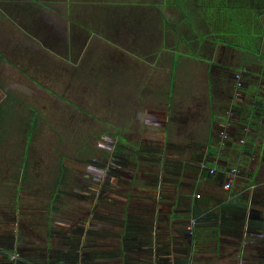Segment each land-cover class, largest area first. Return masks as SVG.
I'll use <instances>...</instances> for the list:
<instances>
[{"label": "crops", "instance_id": "1", "mask_svg": "<svg viewBox=\"0 0 264 264\" xmlns=\"http://www.w3.org/2000/svg\"><path fill=\"white\" fill-rule=\"evenodd\" d=\"M184 7H191V16ZM255 22L253 31L251 27L248 30V26ZM239 26L245 28L246 33L237 31ZM208 35L214 40L225 36L253 38L258 53L231 50L240 61L233 60L238 64L234 66L237 70H233L227 55L223 56L222 52L219 61L202 57L190 59L183 52H174L175 39L181 38L186 43L187 36ZM158 36L162 41H154ZM208 42L214 45L217 53L216 43ZM127 43L141 50L155 45L158 47L155 52L160 49L169 53L165 57L157 53L164 59L161 70L170 74L167 88L159 91L152 87L149 90L158 102L167 103L165 106L157 105L156 110L145 112L142 102L146 96L139 94L135 99V93L125 87L132 79L131 71L126 69L124 49ZM205 44L199 49H206ZM185 52H189L188 48ZM263 53L264 0H0V154L5 152V159L0 155V173H4L0 179L3 182L25 181L30 173L28 166L45 163L43 156L37 160L31 154V148L39 149L42 145L37 146L34 142V134L45 130L57 135L58 131L46 120L42 110L51 102L53 109H57L58 100L67 101L68 106L86 120L103 127L100 129L103 135L99 137L103 155L111 153L112 156L116 149L119 156L122 155L110 163L123 170L126 176L122 181L129 182L127 192L121 193L127 209L134 214L137 209L138 216L145 209L151 210L148 212L150 216L154 215L150 224L138 225L133 233H127L124 224L118 252L124 242H134L126 264H241L240 261H249L244 255L255 248L246 237L264 236L261 224H264V180L258 181L264 161L258 160L253 165L255 157L252 153H243V159L248 163L241 167L244 171L240 181L232 191H225L222 180L228 169L220 166L223 160L228 163L232 157L230 149L221 147V141L226 133L228 143L240 144L242 138H248L249 131L245 126L256 133L247 125L248 119L252 125L263 127L264 118L253 121L255 112L252 115L247 108L242 111L233 109L234 101H244L247 95L251 96L247 88L250 81L246 82L251 78L250 65L264 64ZM176 54H179L178 59ZM184 62L201 66L205 92L179 96L175 68ZM232 71L243 75L245 92L242 90L240 95ZM60 87H64V91ZM16 88L17 94L14 93ZM57 89L64 93L63 97L58 96ZM44 95L50 99L44 100L45 105L39 104L41 101L37 99H44ZM184 96L185 101H181L184 102L183 110L181 106L175 109V102L178 103L181 97L184 100ZM17 97L26 110L28 124L24 130L26 140L22 141V168L15 175L9 167L13 166L15 158L7 156L6 149L14 145L11 134L16 125L10 118L15 115L13 105L19 102ZM72 101H92L94 104L100 101V104L83 109ZM194 101L200 111V116L196 117L205 124L203 132L200 131L201 138L192 146L196 150L191 153L192 159L186 161L183 156L188 147L184 143L174 145L168 134L175 129L174 125L188 128L192 125L195 116L190 110ZM31 103L37 107H32ZM3 112H7L5 116ZM155 128L164 131L166 136H143L147 131L153 133ZM115 134L122 138H116ZM258 138L253 134L251 139L255 143L252 147L257 143L259 149L264 150V141L260 142ZM53 140L52 147L57 148V137L54 136ZM47 146L43 143V148ZM165 148L181 156L173 158L170 154L169 159L163 158L161 153L166 151ZM77 163L81 164V161L77 160ZM147 166H150L149 171H145ZM154 166L162 170L156 168L157 174L151 178L150 171L155 170ZM211 168H218L219 172L211 175ZM64 175L59 174L60 178ZM155 182L156 188H163L166 192L152 191L148 186ZM152 202L160 214L151 209ZM164 213L166 219L161 220ZM190 219L197 222L194 237L189 236L184 226ZM3 227L0 226V258L5 262L12 260V264H28L24 255L21 256L23 250L17 237ZM243 244H246L245 248H241ZM93 254L91 260L82 255L65 258L70 264H109L106 258H102L104 254ZM53 259L49 257V260ZM60 260L64 264V258L59 257ZM110 260L125 264L121 255Z\"/></svg>", "mask_w": 264, "mask_h": 264}, {"label": "rangeland", "instance_id": "2", "mask_svg": "<svg viewBox=\"0 0 264 264\" xmlns=\"http://www.w3.org/2000/svg\"><path fill=\"white\" fill-rule=\"evenodd\" d=\"M184 8L186 11L189 12L191 16V7H189V9H187L186 7ZM147 23H149V20ZM255 25L256 22L251 23V25L248 26V30L251 27L253 31ZM237 31H243V33H246L245 28L241 26L238 27ZM186 39V43L181 38H179L178 40L175 39L174 46L176 47L174 52H183L185 56H188L190 59H193L194 57L195 59H200L202 57L211 60L215 58L218 61L221 60L220 58L222 54L223 56L227 55V61L229 62L231 67H233V70H237V68H234V66L238 65L234 63L233 60H239L236 58V56H234L231 50L243 51L246 53H249L250 51H255L256 53H258V48L256 47V44H254L255 41L253 38L225 36L220 37L219 39L216 38L214 40L212 37H210V35H208L200 36L198 38H196L195 36H187ZM154 41H162V37L158 36ZM208 41H213L214 43H216V45L218 46L217 53L214 45L210 44ZM166 43L169 45L168 40L166 41ZM203 43H206L205 46L207 48L199 49V46ZM156 47L157 46L154 45L150 49L147 48V50H141L137 46L127 43L126 49H124L126 52V62L128 64L126 69H129V71H131L132 73V79H130L126 83L125 87L130 88L133 94L135 93V99L139 94L146 96V98L142 102L145 112L150 110L153 111V109L156 110L157 105L159 107H162L167 104H162L158 102L155 96H151L149 94V90L152 87L160 91L162 90V88H167V84L169 83L170 74L167 73L165 69L161 70V68H164V59L162 60L161 56L157 54L159 53L165 57L169 56V53L160 49H157L159 52H155ZM186 48H188L189 50V52L187 53L185 52ZM226 48L230 49L228 53V49ZM165 52L167 54H165ZM175 58L178 59L179 54H176ZM160 61L163 64H161ZM186 64L187 62L180 63L179 65H176L175 68L176 74L174 78L175 85L177 86V93L179 92V96H181V94L190 95L197 92H205V90L203 89L204 86L202 88L203 74L200 70L201 66L199 67L196 64L192 63L187 64V67ZM208 64L214 65V63L210 62H208ZM168 65L169 64H167L166 67ZM263 65V63L257 65L251 64V69L256 70L258 73L255 74L256 71L252 72V70L249 69L251 71V78L246 81L247 83L250 81L247 84V88H251L253 92L255 91V93L251 91L252 94H257V96L259 97L260 111H256L255 114L252 113V115L254 114L253 121H256V116H259L260 112L263 114L262 118H264ZM231 75H233L236 79H239V76H241L239 80L243 79L242 73H240L239 75L238 73L232 71ZM234 81L236 80L233 79V82ZM239 88H241V90H239L238 95H240V92L245 89L244 83L242 87ZM256 88L257 90L260 89V91L258 90V92H256ZM60 89L64 91V87H60ZM16 91L17 88L14 89V93L17 94L19 91ZM62 91L57 89V93H59L58 96H64V93ZM44 96V99H37L39 100V102L41 101L39 104L45 105L46 102L44 100L50 99L48 95ZM242 98L244 97L242 96ZM16 99H18L19 102H16L13 105L15 108V115L10 118L12 119L14 126L16 125L14 128L15 132L11 134L12 142L14 143V145L6 149L7 156L15 158L13 166H9L10 169H13L15 175L20 172L22 168V165L20 164L21 153L24 149L22 144L26 140V133L24 132V130H26V123L28 124L26 118V110L20 104L21 99L18 97ZM181 101H185V96L184 100H182L181 97L178 103L175 102V109H180L179 107L181 106V109L183 110L182 104L184 102L181 103ZM72 102L77 103L78 107L83 109L97 107V105L100 104V101H98V104H94L92 101L88 103L76 101ZM242 102L251 104L250 96L247 95L245 97V100ZM52 104L53 103L51 102L49 107H44L45 110H42V113L44 116H46V120L48 119L49 123L53 124V127L55 126L58 131V134L56 135L53 132H46L45 130H42L40 133L35 132L34 142L37 143V146L39 144L42 145L41 147H38L39 149L31 148V154L34 157H37V160L40 158L39 156H43L44 160L46 159L44 161L45 163H43V165L37 163L28 166L30 173L27 174V179L25 181L21 180V182L19 180L14 182H3L4 180L0 179V226H4L3 228L6 231H12L13 237H17L19 246H21V249L23 250V254L21 253V255H24L23 257L26 259L28 264H49V262L52 261L49 260L50 256H55L57 258V256L53 254L54 252H62L63 254H66L63 255V257L68 258H75L74 256L76 255L74 254V252L80 255H87L88 253L93 252H108L105 253L102 258H106L109 264H122L116 262V260H110L117 258L118 255H121L123 257L125 264L129 263L128 253L129 249L134 246V242L130 244L128 242H124L121 246V251L118 252V246L120 245L121 233L123 231L124 224L126 221H128L129 223L133 222L132 216L127 215V211H130V213L132 211L125 208L126 206L124 204L126 202L122 201L123 198L120 199L118 196L113 195L111 192V195H109L108 198L110 202H117V204H111L110 202L104 203V200H101L98 197V195H100L102 185L97 186L94 184L93 187L95 189V192L92 194L94 196L93 202H90L89 199H85L83 197L78 198L79 196H73L74 193L79 192V190L81 189L80 183L83 182L81 177L83 176L84 172L88 170L86 169L84 164L82 165L77 163V160H84L86 163V158H102L104 156L103 151L99 147V140H101V138L99 137L103 135V133L101 132L103 127L94 124L95 121H93L92 124V121L90 119L86 120V117L76 112V109H73L72 107L68 106L70 105V103H68L67 101H64L63 103L62 101L58 100L57 109H53L54 105ZM31 106L37 107V104L31 103ZM192 106L193 109L190 110V113L191 115L195 116L191 121L192 125H190L189 128L186 126H184V128L179 126L177 127L176 125H174L173 129H175L172 131V133L168 134V139L172 141L174 145H181L184 143V145L188 147V152L185 156H183L186 161L192 159L191 153H194L196 151L195 148H193L192 146L198 142L200 137V131L203 132L205 124H203L201 118L199 119L198 117H196V115L200 116V111L197 108L198 106H196L195 101ZM6 113L7 112H3L2 115L5 116ZM18 124L22 126L19 127L17 126ZM41 128L42 125L40 126V129ZM246 129L247 132L249 131L250 133V135L248 133L249 139H251L253 134H255L256 136L259 135L258 139L260 142L264 141V132H262L264 130V123L263 127L260 128L261 132H259L258 134H256L255 132H250V128L246 127ZM252 131H254V129H252ZM153 133L147 131L146 133H143V136L148 138H152L153 136H157L158 138H164L166 136L164 131L160 132V130H157L156 128ZM115 135L116 138H122V136L118 137V134ZM54 136L57 137V148L52 147V145L54 146ZM43 143H47L48 146L46 148H43ZM124 144L127 143H121L120 145ZM250 146L251 145L249 144V147ZM231 153H233V150H231ZM251 153L252 157H255V160L252 163L253 165H256L258 160L262 159V161H264V150L259 149L257 143L252 148ZM124 154H126V152ZM170 154L173 155V158L175 156H181L180 154L174 152L171 149H166V151H163V153H161V156L163 158L169 159V157L171 156ZM0 155L5 159V152ZM45 155L47 156V158L45 157ZM244 157V154H242L240 156V160L237 162L233 160V157L230 159L231 161H229V163L223 160L220 168H227L229 170L232 167H237V165H242L240 162L242 161V163L244 164L246 161L245 159H243ZM118 158L122 157L118 156ZM135 158H137V156L134 157V160ZM222 165L225 167H223ZM149 167L150 166L145 167V171H149ZM154 167L155 170L150 171L152 174L151 178H154L153 176L157 174V169L162 170L161 167ZM237 168L241 169V167ZM252 168L254 169V167H251V169ZM63 172L65 173V177L60 178L59 174H62ZM260 172L261 173L258 176V181L264 180V163L261 164ZM0 176H4V173H0ZM128 183V181L124 180L120 183V185H118L119 193L127 192ZM88 184L92 185V183ZM149 185L150 186L148 187L156 193H158V191L159 193L166 192L165 190H163V188H156V182L152 183L153 186L151 184ZM4 186L6 188H4ZM57 189H59L58 192H56ZM208 192L209 191L207 190L205 191V193L207 194ZM113 193H116V190ZM122 203H124V206H122ZM93 204L96 205L93 207ZM150 206L154 212H159L154 207L153 202ZM227 207L228 206H225V208ZM91 208L93 211H95V214L105 217L107 216L110 220L104 221L101 218H93V227H89L87 229L84 226V228L81 229L79 226V222H88L91 219ZM149 211L151 210L146 211L145 209L143 210V212H141L139 216L140 218H142V220L139 221L138 225L150 224V219L152 220L154 215L150 216V214L148 213ZM135 213H139V211L136 209ZM158 214H160V212ZM162 215L163 216H160L161 220L166 219V214L164 213ZM115 221L117 222V224H115ZM261 224L264 226L263 223ZM74 228L77 230H74ZM101 229L103 233L101 236L97 235V233L91 234V231L99 232L101 231ZM78 231L81 232L80 235L78 234ZM133 236L134 234L132 235V237ZM262 237L257 238V242H262L264 245V239ZM246 239L253 241V239L249 237H246ZM73 241H75V243ZM255 244L256 243H252V246ZM242 247L245 248L246 244H243L241 248ZM254 250L244 255V257L249 261L242 262L239 260L240 263L264 264V250ZM29 253H31V255ZM80 255H78V257ZM11 261L9 260L5 262L0 258V264H9L11 263Z\"/></svg>", "mask_w": 264, "mask_h": 264}, {"label": "flooded vegetation", "instance_id": "3", "mask_svg": "<svg viewBox=\"0 0 264 264\" xmlns=\"http://www.w3.org/2000/svg\"><path fill=\"white\" fill-rule=\"evenodd\" d=\"M239 75H240V73H239ZM240 78H241V76H239V79ZM233 79L236 80V81H234V83H235L237 92H239V90H241V88H239V87H242V85H243V79H241L239 81V79L234 78V76H233ZM119 155H120L119 150L116 149V150H114V154L112 156H111V153L110 154L105 153V155L102 158H100V157L99 158L95 157V158H90V159L86 158V163H85L84 160H82L81 164L82 165L84 164L86 169H88V170H86L84 172L83 176L81 177L82 181H83V182L80 183V187H81L82 191L80 189L79 192L74 193L73 196H75V195L79 196L78 198H82L83 197L85 199H89L90 202H93L94 196L92 194L95 192L94 191L95 189H94L93 186L94 185H97V186L102 185V189H101L100 195H98V197H99V199L104 200V203L105 202H107V203L110 202L108 196L111 195V192H112L113 195L118 196L121 199L122 195H121V193H119V190H118L119 186L118 185H120L121 181L123 180V176H126V174L123 172V170H121L120 168H117V165H115L114 163H112V164L110 163V161H114L115 159H117ZM119 157H122V155L119 156ZM118 159H120V158H118ZM217 170H218V168H217ZM240 176H241V172H240L239 178H238V180L236 182V185L240 181V178H241ZM88 183H92V185L88 184ZM222 184H223V182H222ZM235 186H234V188H235ZM77 189H76V191H77ZM58 190L59 189H57V192H58ZM115 190H116V193H113V192H115ZM97 203H98V201H97ZM110 203L114 204L115 202H110ZM115 204H117V202ZM123 204L124 203H122V206L126 205V204H124V205ZM95 205L93 204V207ZM129 206H132V205H129ZM125 208H127V206ZM91 211H92V212H90L91 219L88 222L87 221L79 222V226H80L81 229L84 228V226L87 229L89 227H93L94 226L93 218H101L104 221L110 220L109 217H107V216L105 217V216H101V215L95 214V211H93L92 208H91ZM127 215H131L132 216L133 222L129 223L128 221H126L125 222V228H127V229L129 228L132 231L136 230V227L138 226V223H139V221L142 220V218H140L136 213L135 214L133 212L130 213V211H127ZM127 219H128V217H127ZM91 220H93V221H91ZM150 221H152V220L150 219ZM196 223L197 222H195V220L190 219L187 223L184 224V226H186L187 233L189 234L190 237H194L195 236ZM115 224H117L116 221H115ZM86 225H88V226H86ZM189 227H193L192 234L188 230ZM74 230H77V229L74 228ZM80 231H78L79 235L81 234ZM73 233H74V231H73ZM94 233L95 232L92 233V231H91V234H94ZM101 235H102V229L100 231V236ZM262 238L264 239V236ZM257 240H258L257 238H253V241L250 242L251 244L252 243H256L252 247L257 249V250H260V249L264 250L263 243L262 242H257ZM73 242L75 243V241H73ZM259 243H260V246H259ZM71 253H73V252H71ZM105 253H108V252H100L97 256H101L102 254H105ZM29 254L31 255V253H29ZM53 254H55L57 256L58 253L54 252ZM59 254L62 257H63V255H66V254H63L62 252H59ZM74 254L76 256L80 255V254H78L76 252H74ZM91 254H93V253H88L87 255L86 254L85 255L82 254V255H84L83 257L85 259L87 258L88 260H91V257H90ZM21 256H23V255H21ZM63 258L65 259V257H63Z\"/></svg>", "mask_w": 264, "mask_h": 264}, {"label": "trees", "instance_id": "4", "mask_svg": "<svg viewBox=\"0 0 264 264\" xmlns=\"http://www.w3.org/2000/svg\"><path fill=\"white\" fill-rule=\"evenodd\" d=\"M261 59V58H260ZM239 74V73H238ZM253 92V90H251V88H249L248 89V93L251 95L250 96V101H251V104H248V103H246V102H242V100H240V99H238L237 101H234V103H233V109L234 110H239V111H242V110H244L245 108H247V109H250V111L252 112V113H254V112H256V111H260L259 110V97L257 96V94H255V95H253L252 94V92ZM243 92H245V90L243 89ZM257 92V91H256ZM253 93H255V91L253 92ZM229 112H231V111H229ZM262 116H263V114L260 112V114H259V116H256V120H257V122L259 121V119L260 118H262ZM254 120V119H253ZM247 125H249V126H252V128L256 131V133H259V132H261V130H260V125L259 126H257V125H252V123H251V121H250V119H248V123H247ZM245 127H247V126H245ZM262 132H264V130L262 131ZM259 136V135H258ZM229 140V139H228ZM228 140H226V143H224V145L223 144H221V147L222 148H227V149H230L229 151H230V155H231V157H233V160L234 161H239L240 160V156L243 154V153H251L252 152V145L255 143V141L254 140H252V139H249V138H247L246 140H245V138H242L241 140H244L245 142H244V144H229L228 145ZM249 142V143H248ZM241 143V142H240ZM248 144V145H247ZM249 144L251 145L250 147H249ZM231 150H233V153H231ZM226 158V157H225ZM228 160V159H227ZM233 160H232V162H233ZM231 161V160H230ZM228 163H229V160H228ZM242 165H237V167H243V166H245L244 164H246V163H248L247 161L243 164L242 163V161L240 162ZM242 169V168H241ZM240 169V172H243L244 170L242 169L241 170ZM64 173V172H63ZM245 173H246V171H245ZM227 174V172L224 174V178H223V180H222V182H224L225 181V175ZM197 212V211H196ZM195 216H197V215H195ZM127 233L128 232H132V230H130L129 228H128V230L126 231ZM93 233V232H92ZM95 233H97V235H99L100 236V231L99 232H95ZM94 233V234H95ZM133 233V232H132ZM103 234V233H102ZM106 234V233H105ZM122 246V245H121ZM132 248V247H131ZM130 248V249H131ZM97 253H100V252H97ZM51 257V256H50ZM59 257H62L59 253L57 254V258L56 257H52V258H55L57 261L55 262L54 260L55 259H53V261H51V262H49V264H62L63 262H61V260L60 261H58V258ZM74 260V259H73ZM64 264H70V262H69V260H67L66 258L64 259ZM74 264V263H73Z\"/></svg>", "mask_w": 264, "mask_h": 264}, {"label": "built area", "instance_id": "5", "mask_svg": "<svg viewBox=\"0 0 264 264\" xmlns=\"http://www.w3.org/2000/svg\"><path fill=\"white\" fill-rule=\"evenodd\" d=\"M239 78V77H238ZM240 81V80H239ZM229 135L228 134H223L222 135V144L224 145V143H226V140H228ZM240 142L242 144H244V140H240ZM218 172L217 168H211L209 169V173L211 175H216ZM240 175V169H238L237 167H232L231 169H229L227 171V174L225 176V181L223 182V189L225 191H232L234 186L236 185V182L239 178ZM199 198V196H197ZM188 230L190 231V233L192 234L193 231V227H189Z\"/></svg>", "mask_w": 264, "mask_h": 264}]
</instances>
